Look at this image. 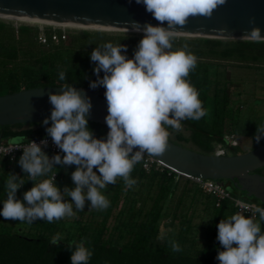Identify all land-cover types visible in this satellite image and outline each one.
I'll list each match as a JSON object with an SVG mask.
<instances>
[{"label":"trees","instance_id":"trees-1","mask_svg":"<svg viewBox=\"0 0 264 264\" xmlns=\"http://www.w3.org/2000/svg\"><path fill=\"white\" fill-rule=\"evenodd\" d=\"M38 33V28L14 26L0 20V95L42 86L89 87L90 81L97 78L93 72L95 65L90 60V53L95 47L107 42L114 45L121 43L127 45L126 55L132 58L142 38V35L134 33L111 35L83 30L54 42L51 40V31L47 30L44 32L46 43L42 44L38 42ZM172 43L173 50L184 49L186 45V50L197 57L196 67L186 79L198 91L207 115L199 121H183L187 135L168 128L174 136L169 140L183 146L191 143L198 151L206 154L214 153L218 143L226 148V152L230 151V154L243 153L263 144L264 139L242 148V142L229 145L224 139L225 133H232V123H239L237 128H241L245 119L237 112L240 120H232L231 88L234 82L228 76L222 79L216 77L212 82L206 59L264 67V41L174 37ZM39 45L42 49L34 58V52L37 51L35 47ZM33 58L35 66L28 63ZM61 72L65 74V80H60ZM100 75L103 76V72ZM239 108L236 105L234 110ZM88 126L97 138L106 137L107 126L91 121ZM45 127L42 123L0 126V142H26L47 135ZM1 168L4 171L0 179V197L5 200L4 190L9 173L21 170V176L23 171L18 162L8 167L4 161ZM73 168L74 165L68 166L66 171L59 165L53 168L56 171L55 183L60 189L64 187L62 177ZM253 173L264 176V166ZM48 176L49 174L43 179H48ZM131 176L137 180V192H140V187L146 182L153 187L152 191L147 192L148 207L126 206L131 188H126L123 180L118 178L109 196L110 206L99 212L101 219L98 221L81 218L74 222L59 220L49 223L46 220H36L28 224L4 220L0 216V264H71L68 244L82 239L93 252L89 264H219L216 256L222 248L216 239L217 225L221 219L232 215L230 201H223L219 207H214L213 200L197 186L193 190L191 185L184 186L178 200V210L168 223L173 233L164 236L162 242L156 245L154 241L160 234L164 205L173 195L176 182L180 178L189 184L192 182L166 168L147 173L138 164L134 166ZM23 180L24 185L17 191V198L20 200L32 182L26 175ZM224 186L235 197L264 205L234 188L229 180H225ZM198 190L211 201L212 211L209 223L195 228L187 211H183L179 204L182 203V197L187 196L190 206L195 201ZM260 225L264 232V221H260ZM194 229V235L190 236ZM56 234L61 238L59 245H50L49 241ZM171 242L178 243L181 251L173 252Z\"/></svg>","mask_w":264,"mask_h":264},{"label":"clouds","instance_id":"clouds-1","mask_svg":"<svg viewBox=\"0 0 264 264\" xmlns=\"http://www.w3.org/2000/svg\"><path fill=\"white\" fill-rule=\"evenodd\" d=\"M136 3H142L159 23L133 29L142 33V38L132 58L126 55L127 45L121 43L107 42L90 53L97 78L90 81L89 87L105 89L106 137L97 138L88 126L92 103L86 94L68 85L60 87V93H48L52 109L42 124L60 152L49 157L43 151L47 139L39 144L29 141L20 148L23 153L19 166L33 186L23 193L22 200L18 199L17 191L25 182L21 176L9 173L6 199L0 208L4 220L51 223L73 216V205L83 211L86 203L93 209H107L110 202L101 190L115 184L118 178L126 188H132L137 180L131 173L145 154L162 156L166 151L168 128L180 132L183 121H199L207 115L198 91L186 79L195 69L197 57L186 50V45L184 49L173 50L172 41L176 26L183 27L189 17L210 18L226 0H136ZM245 36L255 42L264 41L259 27H252ZM59 78L65 80V74L61 72ZM253 138L256 143L264 139V126H257ZM57 165L65 171L68 166H75L71 173L74 187L65 186L61 191L55 176L36 182L37 177H46ZM252 213V217H246L237 212L218 223L216 239L222 248L216 256L219 264H264V232L255 220L258 213L259 220L264 221V208L254 207ZM60 241L56 234L49 243L58 246ZM171 247L173 252L181 251L176 242H171ZM68 248L71 264H89L93 252L83 239L72 241Z\"/></svg>","mask_w":264,"mask_h":264},{"label":"water","instance_id":"water-1","mask_svg":"<svg viewBox=\"0 0 264 264\" xmlns=\"http://www.w3.org/2000/svg\"><path fill=\"white\" fill-rule=\"evenodd\" d=\"M0 15L114 32H137L133 29L138 26L159 23L136 0H0ZM252 27H259L264 36V0H226L210 18L189 17L183 27L176 26L175 35L250 40L245 34ZM60 87L25 88L0 95V126L42 123L51 114L48 93H60ZM74 87L91 99L88 121L107 126L105 89ZM154 157L178 174L214 179L222 186L229 180L247 197L264 203V176L253 173L264 166V143L239 154H206L168 139L164 154Z\"/></svg>","mask_w":264,"mask_h":264},{"label":"rangeland","instance_id":"rangeland-1","mask_svg":"<svg viewBox=\"0 0 264 264\" xmlns=\"http://www.w3.org/2000/svg\"><path fill=\"white\" fill-rule=\"evenodd\" d=\"M0 20H3L7 23H10L14 26L18 25H27L31 28H38L39 31L42 30L43 32H46L47 30L51 31L52 34H58L62 33V30H64V33L66 37L69 34L79 33L83 30L90 31L92 33L96 32H102L105 34H139L142 35V33L138 32H114V31H103V30H95V29H80V28H72V27H60V26H53L48 24H43L40 26V24L37 23H25V22H15L10 19H4L0 18ZM176 38L186 37V38H194L191 36H180V35H174ZM38 39V38H37ZM224 41L227 40H236V39H222ZM39 43H42L38 40ZM43 44V43H42ZM40 45L35 47L34 52V58L38 55ZM31 59L28 63L32 66H35V60ZM206 62L209 65V73L213 82V79L220 78L222 79L224 76H228L234 84L231 88V109L232 110V120L239 119L237 112L240 113L239 116H244V123L241 124V128H237L239 123H232L230 126V129L232 133H234V136L237 140V142H242L241 146L242 148H246L248 144L255 143V139L253 138L254 133L256 132L257 126H264V67H258L254 65L246 66L245 64H239L232 61H221V60H213V59H206ZM213 85V83H212ZM211 85V89L213 86ZM236 105H239V110H234ZM240 120V119H239ZM182 132L187 135L188 131L186 129H182ZM170 139H173V133L169 131ZM245 135V136H244ZM252 139V140H251ZM185 146L197 150L191 143H187ZM227 154H230L231 152L227 151ZM75 170V166L71 171H68L64 174L62 177L64 180V187L68 186L69 188L74 187V184L71 180V173ZM3 168L0 169V179L2 178ZM96 171V169H94ZM14 172H17L16 170ZM13 172V173H14ZM16 174V173H14ZM99 174V173H97ZM40 180H43V177L36 180V182H39ZM115 184L108 185L105 189L101 190L102 194L105 195V197L109 200V196L112 193V190L114 188ZM191 185V189L193 190L196 185L192 182V184H189L188 182H185L183 178H180L174 187V192L171 197H169L164 205V212L163 217L160 220V234L158 235L157 239L154 241L156 245H159L162 242V238L168 234H172L173 230L168 226V223L172 220L174 213L178 210V200L182 196V190L183 187H187ZM33 186V182H31L27 190H29ZM61 191L63 190V188ZM138 187L134 185L130 189V194L128 195V199L126 201L127 205H135L136 207H148L149 201L147 198V192L152 191L153 187L149 186V183L146 182L143 184L142 187H140V192H137ZM6 191V190H4ZM140 194V195H139ZM65 199L70 201V198L65 196ZM3 199L0 197V206L3 203ZM189 197L183 196L182 197V203L179 204V206H182L183 211H187V214L190 217L191 223L195 228H198L200 226H205L209 223L210 217H211V201L206 198V196L201 192L197 191L196 199L195 201L189 206ZM73 211L74 215L71 217H65L61 220L64 221H77L79 219H85L87 221H98L101 219V215L99 214L102 210L93 209L90 207L88 203H86V206L83 211H79L75 209V206L73 205ZM260 223L259 220H256ZM262 227V225H261ZM194 229L190 236L194 235Z\"/></svg>","mask_w":264,"mask_h":264},{"label":"built area","instance_id":"built-area-1","mask_svg":"<svg viewBox=\"0 0 264 264\" xmlns=\"http://www.w3.org/2000/svg\"><path fill=\"white\" fill-rule=\"evenodd\" d=\"M65 37L66 35L64 33V30H62V33L52 34L51 40L54 42H58L60 39H64ZM38 40L42 43H46V37L42 30H40L38 33ZM43 139L48 140V144L46 147L43 148V151L49 157L60 152V150L52 142L51 138L47 137V135H43L38 138L30 139L26 142H18V143L0 142V168L4 161L7 162L8 167L15 165L19 161V158L23 153V150L20 148L27 146L29 141H35L37 144H39L40 141ZM224 139L227 141L229 145L237 144V140L233 133H225ZM214 153L226 154V148L223 147L221 143H218L215 146ZM138 165L141 167V169H143L147 173L150 172L151 170H163L165 168L169 169L170 171H173L172 169L168 168L164 163H162L160 160H158L154 156H149L147 154H145L144 158L142 159L140 163H138ZM20 173H21V170L17 172V175H20ZM178 175H181L182 177L189 179L203 193L207 194L213 200L214 207H219L223 201H226V200L230 201L232 208H233L232 214L241 212L246 217H252L253 215L252 209L254 207L264 208V205L231 195V193L225 188V186L218 184L214 179H206V178H201V177H196V176H188L184 174H178ZM53 176H55V179H56L55 169H53V171L49 173L48 179H51ZM26 177L29 180H31V178L28 175H26ZM39 178L41 177H37V179ZM258 219H259V214L257 213L255 215V220H258Z\"/></svg>","mask_w":264,"mask_h":264},{"label":"bare ground","instance_id":"bare-ground-1","mask_svg":"<svg viewBox=\"0 0 264 264\" xmlns=\"http://www.w3.org/2000/svg\"><path fill=\"white\" fill-rule=\"evenodd\" d=\"M0 18H4V19H10L13 20L15 22H25V23H37L43 25V24H48V25H53V26H60V27H72V26H64V25H57V24H51V23H44V22H37V21H31V20H24V19H19V18H13V17H7V16H1ZM72 28H80V27H72ZM80 29H87V28H80ZM180 36H184V35H180ZM186 36H191V35H186ZM162 162V161H161ZM163 163V162H162Z\"/></svg>","mask_w":264,"mask_h":264}]
</instances>
